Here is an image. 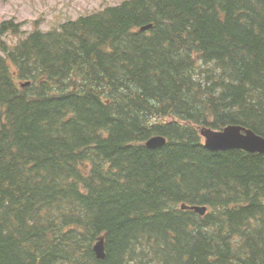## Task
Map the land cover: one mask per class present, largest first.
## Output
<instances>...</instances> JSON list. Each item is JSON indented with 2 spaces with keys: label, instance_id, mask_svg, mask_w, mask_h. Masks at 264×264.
Returning a JSON list of instances; mask_svg holds the SVG:
<instances>
[{
  "label": "trees",
  "instance_id": "1",
  "mask_svg": "<svg viewBox=\"0 0 264 264\" xmlns=\"http://www.w3.org/2000/svg\"><path fill=\"white\" fill-rule=\"evenodd\" d=\"M229 125L264 138V0H127L0 41V264H264V154L201 136Z\"/></svg>",
  "mask_w": 264,
  "mask_h": 264
},
{
  "label": "rangeland",
  "instance_id": "2",
  "mask_svg": "<svg viewBox=\"0 0 264 264\" xmlns=\"http://www.w3.org/2000/svg\"><path fill=\"white\" fill-rule=\"evenodd\" d=\"M127 0H0V25L11 21L17 33L0 38L6 46L15 47L35 30L48 32L68 21H77L106 7L121 5ZM210 66L204 65L203 69ZM206 74V73H205Z\"/></svg>",
  "mask_w": 264,
  "mask_h": 264
},
{
  "label": "water",
  "instance_id": "3",
  "mask_svg": "<svg viewBox=\"0 0 264 264\" xmlns=\"http://www.w3.org/2000/svg\"><path fill=\"white\" fill-rule=\"evenodd\" d=\"M144 27L142 30L147 29ZM23 86H27L26 84ZM201 135L205 138V147L211 151H228L243 150L249 153L264 154V138L254 133L252 130L242 126L230 125L221 131L211 129L201 130ZM167 143V139L163 136H155L146 142V146L150 149L163 147ZM183 209H190L204 215L207 212L206 207L199 206H182ZM96 256L100 260H104L105 241L100 238L94 246Z\"/></svg>",
  "mask_w": 264,
  "mask_h": 264
},
{
  "label": "bare ground",
  "instance_id": "4",
  "mask_svg": "<svg viewBox=\"0 0 264 264\" xmlns=\"http://www.w3.org/2000/svg\"><path fill=\"white\" fill-rule=\"evenodd\" d=\"M172 111V110H171Z\"/></svg>",
  "mask_w": 264,
  "mask_h": 264
}]
</instances>
